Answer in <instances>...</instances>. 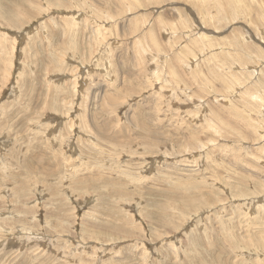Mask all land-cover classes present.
<instances>
[{"label":"rangeland","instance_id":"1","mask_svg":"<svg viewBox=\"0 0 264 264\" xmlns=\"http://www.w3.org/2000/svg\"><path fill=\"white\" fill-rule=\"evenodd\" d=\"M0 264H264V0H0Z\"/></svg>","mask_w":264,"mask_h":264},{"label":"bare ground","instance_id":"2","mask_svg":"<svg viewBox=\"0 0 264 264\" xmlns=\"http://www.w3.org/2000/svg\"><path fill=\"white\" fill-rule=\"evenodd\" d=\"M232 43V42H231ZM235 43V42H234ZM236 44V43H235ZM234 45V44H233ZM237 60V59H236ZM225 63V62H224ZM226 64V63H225Z\"/></svg>","mask_w":264,"mask_h":264}]
</instances>
